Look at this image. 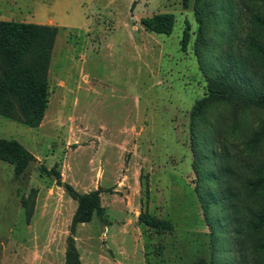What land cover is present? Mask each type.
<instances>
[{"label":"rangeland","instance_id":"1","mask_svg":"<svg viewBox=\"0 0 264 264\" xmlns=\"http://www.w3.org/2000/svg\"><path fill=\"white\" fill-rule=\"evenodd\" d=\"M247 3L213 0L202 49L195 0L188 8L184 0H0V16L11 9L12 19L30 21L36 7L35 21L58 28L42 124L30 128L0 116V138L17 140L34 157L21 176L0 161V264H66L71 236L82 264H210L211 229L198 193L214 201L226 186L239 201L225 211L212 206L216 257L220 264H253L234 227L249 204L240 177L258 163L247 157L246 143L264 111L240 112L237 128L230 114L220 121V158L207 170L219 175L230 166L232 179L223 176L221 184L201 182L194 172L190 132L191 111L222 67L221 55L246 61ZM164 13L176 18L170 36L142 26L143 18ZM237 81L252 91L260 83L249 67ZM220 112L216 105L207 118ZM68 187L100 196L101 211L75 232L79 202ZM145 212L173 229L145 227Z\"/></svg>","mask_w":264,"mask_h":264},{"label":"trees","instance_id":"2","mask_svg":"<svg viewBox=\"0 0 264 264\" xmlns=\"http://www.w3.org/2000/svg\"><path fill=\"white\" fill-rule=\"evenodd\" d=\"M247 1L250 32L244 38L246 61L243 62L230 52L228 56L231 59L224 62L221 55L218 60L222 67L215 69L213 76L207 79V94L196 102L191 111L193 169L201 182L213 181L221 184L223 176L232 179L233 171L230 166L219 171L221 173L219 175L207 170L210 161L216 162L220 158L215 149L214 136L220 121L230 114L233 119L232 126L237 128L240 112H246L251 108L264 111V0ZM189 3L190 0H184L186 8L189 7ZM193 10L199 28L200 48L203 49L205 48L203 26L214 14L213 0H195ZM175 23L176 18L172 13L141 20L147 32L167 36L173 33ZM189 29L188 27L186 32L187 38L191 36ZM57 36L58 28L54 26L0 21V116L17 120L30 128H38L42 124L49 105V69ZM184 44L186 47L187 40ZM247 67L255 72L260 81L258 88L253 91L247 84L237 81ZM216 105L220 106L221 112L217 119L210 120L207 114ZM246 146L247 157L255 159L258 163L253 167H250L253 164L246 166L249 175L240 177L241 191L249 204L246 207V217L242 222H237L234 234L239 238L237 242L239 248H243L246 253L249 252L251 262L264 264V161H258V152L264 148V121ZM33 159V155L17 140L0 138V161L12 165L17 176L27 172ZM56 175L61 184L60 173L56 171ZM68 190L79 202L73 219L75 232L78 224L91 221L94 212L101 211L100 196L98 192L81 195L70 187ZM231 191L229 186H226L223 195H214V201L203 192L198 193L211 229L213 252L210 264H220L215 253L217 227L211 216L212 206L219 205L225 211V204L231 200L239 201ZM139 221L152 230L173 229L169 222L155 218L147 212L140 215ZM148 249L146 246V252ZM66 264H82L73 236L68 240Z\"/></svg>","mask_w":264,"mask_h":264},{"label":"crops","instance_id":"3","mask_svg":"<svg viewBox=\"0 0 264 264\" xmlns=\"http://www.w3.org/2000/svg\"><path fill=\"white\" fill-rule=\"evenodd\" d=\"M17 4V3H16ZM37 8L34 7V14L31 16L32 20L28 21V20H16V19H12V10L11 9H5V12H3L5 15L0 16V21H8V22H25V23H33V24H40V25H50V26H54L53 22H50L48 24H42L40 22L35 21L36 16H37Z\"/></svg>","mask_w":264,"mask_h":264}]
</instances>
